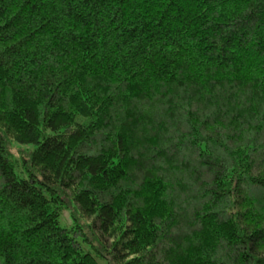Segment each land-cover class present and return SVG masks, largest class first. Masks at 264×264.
I'll return each instance as SVG.
<instances>
[{"label": "trees", "instance_id": "obj_1", "mask_svg": "<svg viewBox=\"0 0 264 264\" xmlns=\"http://www.w3.org/2000/svg\"><path fill=\"white\" fill-rule=\"evenodd\" d=\"M0 264H264V0H0Z\"/></svg>", "mask_w": 264, "mask_h": 264}, {"label": "rangeland", "instance_id": "obj_2", "mask_svg": "<svg viewBox=\"0 0 264 264\" xmlns=\"http://www.w3.org/2000/svg\"><path fill=\"white\" fill-rule=\"evenodd\" d=\"M201 87H203V85H201ZM179 89V88H178ZM177 91H179V90H177ZM205 92V91H204ZM179 93H183V92H181V91H179ZM156 103H157V101H155ZM158 104V103H157ZM227 105H228V103H226ZM229 106H230V103H229ZM159 107L160 106H158V105H155L154 106V108H157V110L159 109ZM233 107V106H232ZM141 110H145V111H150V110H148V109H144V108H142L141 107ZM159 112H162V113H164L165 112V110L163 111V110H160ZM239 116V113L237 114V116H235L234 115V112H233V116H231L230 114H227V116L225 117L226 119H227V121H223L224 122V124H226V127L227 128H229L231 125H232V128L233 129H235V127H237L238 128V125H239V123L238 122H240V121H236L235 119L237 118ZM133 129V128H132ZM130 130V131H132L133 132V130ZM144 133H146L147 131H146V129H141ZM140 131V130H139ZM139 131H138V134H139ZM134 134H136V132L134 133L133 132V135ZM16 153H14V155H15ZM168 170H171L172 171V169H169V168H167ZM175 170V169H174Z\"/></svg>", "mask_w": 264, "mask_h": 264}]
</instances>
